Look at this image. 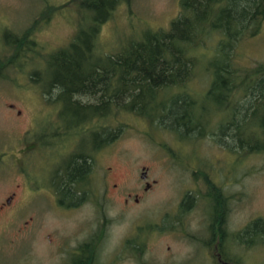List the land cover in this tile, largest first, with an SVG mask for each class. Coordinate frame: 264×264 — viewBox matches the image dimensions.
Returning <instances> with one entry per match:
<instances>
[{"label":"rangeland","instance_id":"374dc122","mask_svg":"<svg viewBox=\"0 0 264 264\" xmlns=\"http://www.w3.org/2000/svg\"><path fill=\"white\" fill-rule=\"evenodd\" d=\"M78 5L80 0H0V40L4 42L7 32L22 36L30 31L42 48L28 61L0 68V264H70L72 252L83 242L95 241L97 233L100 238L102 227L96 264H213L203 245L179 235L148 230L141 238H148L145 251L136 256L124 246L140 227H166L165 215L179 211L185 194L196 187L188 166L196 154L218 185L227 181L225 190L233 195V231L264 218V136L251 154L239 143L244 131L255 127L258 108L264 105V27L255 39L245 37L259 30L255 12L264 10V0H218L214 15L221 37L216 34L201 50L187 47L188 25L182 26L183 34L178 31L184 18L195 13L189 0L120 4L101 26L99 51L117 52L128 40L140 42L149 31L169 36L159 47L165 58L129 69L76 62L66 51L53 57L78 32ZM222 35L229 37L228 48L214 57ZM11 52L0 42L2 56ZM55 76L84 80L90 90L82 94L84 101L108 94L122 103L167 98V109L187 113L205 132L200 135L194 126L183 130L170 118L160 121L165 128L161 132L127 116L124 127L104 134L95 155L92 177L99 190L93 201L68 209L57 206L49 189L51 171L82 131L61 128L53 105L36 88ZM226 116L235 126L230 137L221 136L233 158L218 139ZM200 201L201 209L212 212L215 199ZM202 217L191 205L187 218L192 233L204 232ZM229 249L242 264H264V244H233Z\"/></svg>","mask_w":264,"mask_h":264},{"label":"trees","instance_id":"16d2710c","mask_svg":"<svg viewBox=\"0 0 264 264\" xmlns=\"http://www.w3.org/2000/svg\"><path fill=\"white\" fill-rule=\"evenodd\" d=\"M217 1L218 0H189V3L194 7L195 13L194 15H188L185 17V21H181L183 25H181L182 23L178 25V31L180 30L181 34L184 33L181 31L182 26L188 25V48L193 50L205 49V44H207L213 37H217L216 34L221 37L218 32V26L220 27V25L219 22L216 21L214 15L216 8L215 3ZM124 2L129 3L130 0H80V5H78L77 11L82 17H80L78 21V32L69 45L66 48L59 50L57 52L59 53L58 56H56V53L53 57H59L66 51L76 62L101 64L109 68L112 66H119L122 69L138 68L148 64H154L155 62L162 60V58H165L159 47H163V45L167 44L169 36L167 34L152 33L150 31L146 36L142 35L143 37H140L142 40L136 43L137 45L134 44L133 39L130 38L133 42L128 40L126 42L127 44L121 46L120 50L117 52L106 53L99 51L98 43L101 26L109 20L116 8ZM86 13L88 15H84ZM255 17L258 20L259 30L246 35V39H255L262 32L261 30H263L264 10L256 11ZM9 33L11 32L5 33L7 36L4 35V42L3 39L0 40V42L4 48L7 49L9 47L12 50L10 53L12 57L10 55L11 58H5V56L0 54V68L5 67L7 64L14 65L28 61L34 58L38 52L42 51L39 44L32 40L30 31L22 36ZM228 41V35H222V38L218 41L219 46L215 49L214 57L227 50L229 45ZM5 44H7V46ZM207 66H209V64ZM36 88L42 93L43 99L45 98V101L53 105L52 108H54V115L61 128L65 130H86V137L75 144L72 150L69 153L64 154V157L62 156L59 160L57 163L56 175L54 174L56 166H54L51 171L49 189L52 188V180L56 177L59 184L60 196H69L70 200L79 197L78 195L84 186L82 185L85 178L83 176L89 174L90 178V175L92 174L93 167L91 162L89 166L80 162L82 158L84 160L87 158L85 156L87 155L85 148H88L90 156L93 152L102 149V132L106 134V132H112L120 126L124 127L125 122H123V119H125V117L131 116L132 118H136L139 122L143 121L146 125L159 129L161 132L165 131V128L163 126L161 127L160 121L166 120V118H170L171 123L175 126L182 127L183 130H188L193 128V126L195 128L197 127L192 119L189 120L190 117L187 116V113L167 109L165 106L167 98L145 102L131 101L117 107L111 98L103 97L100 105L84 106L76 100L75 97L76 95L90 92L87 83L82 79L55 76L46 82L38 84ZM262 92H264V89ZM258 111L263 115L264 109L259 107ZM239 131L240 129H237L238 133ZM259 132L264 133V120H262L261 123H258L257 127L244 131L243 135L245 134V136L242 137V140H239L241 145L245 144V147H248V152L250 154L256 148V143L259 139ZM144 133L152 136L150 132L144 131ZM35 146L36 144L33 145V147ZM244 154L247 155L246 153ZM239 157L240 156L238 155L237 158ZM252 225L253 224L249 226V230ZM159 227H162V225ZM151 228L153 232L158 235L172 232L154 231L157 228L156 226L140 227L135 232L134 237L132 235V237L126 240L124 246L125 249L129 248L132 250L133 254H135L134 256L139 253L143 254L147 246L148 238L146 240H142L141 238L147 236L148 232L151 231L146 230ZM183 232L185 233L187 231ZM222 232L226 237L227 231ZM103 233L104 231H101V236ZM101 236L99 238V233H97L95 241L90 240L80 244L70 256V264H96V242H99V239L102 238ZM234 236L235 238L239 237L241 240L244 239L246 243L251 246L254 244L253 239L257 238L262 239L261 242L264 244V231L236 232L234 233Z\"/></svg>","mask_w":264,"mask_h":264},{"label":"flooded vegetation","instance_id":"af4514ba","mask_svg":"<svg viewBox=\"0 0 264 264\" xmlns=\"http://www.w3.org/2000/svg\"><path fill=\"white\" fill-rule=\"evenodd\" d=\"M244 38V37H243ZM82 94L80 95H76V100H78L82 105L84 106H90V105H100V102L102 100L103 97H100L97 101L94 102H90V101H84L81 98ZM106 98H111L113 103L117 106L120 107L122 106V103L118 100H116L114 98V96H111L110 94H108L106 96ZM156 101V100H155ZM167 101H165L166 103ZM127 103V102H126ZM166 106V104H165ZM261 109H264V105L260 106ZM227 113V112H226ZM227 115V114H226ZM54 116L55 122H57L56 120V116ZM226 118V122L224 125L221 126L220 128V135L218 137L219 142L221 143V145H223L224 147H226L227 151L225 153L232 155L233 158V154L230 150H228V143H224L222 142V136H225V139L230 135V131L234 130V123L231 121H228L227 118L228 116L225 117ZM262 120H264V112L263 115L260 114L259 116V120L257 121L255 127H257L258 123H261ZM59 124V123H58ZM253 127V128H255ZM196 132L198 131L199 134L203 135V133L205 132V130L203 131V128L201 125H197V127L195 128ZM81 130V138L78 142H80L82 139H84L86 137V130L85 129H76ZM250 130V129H247ZM74 131V130H73ZM221 134H223L221 136ZM102 137H104V132H102ZM264 133L263 132H259V138L263 137ZM230 137V136H229ZM224 139V140H225ZM102 141L104 142V138H102ZM77 142V143H78ZM200 142V141H199ZM75 143V144H77ZM244 148H248L245 147V144L241 145ZM86 149V154L85 155L87 158L84 160L82 158V160H80V162L85 163L86 165L89 166L90 162L92 164L93 167V160L95 158V155L97 154V152H99L100 150L93 152L92 155H89V151L88 148ZM197 147L194 146V150L197 152ZM35 150L34 147H32V149H30V151ZM72 150V149H71ZM66 153H69V151H67ZM65 153V154H66ZM62 158V157H61ZM61 158H56V167L54 169V174L56 175L57 172V163L59 162V160ZM194 163L190 164L189 163V167H191V169H193L192 174L194 176L195 182L196 183V187L195 189H193V191L191 193H186L183 201L181 202V206L179 208V211L176 212V214H169L167 213L163 219V223L166 227H162L160 228L159 224L156 225H150V226H156L157 228L154 231H172V232H167L164 233L165 234H170V235H179L181 237H185L187 238L189 241L193 240L198 242L199 244L203 245L204 247V251L208 250L210 253V261L213 264H242V259L241 258H236L233 256L232 253H230V249L229 246L236 244L238 246H246V247H250L252 248L253 245L255 246V244L257 243H261L260 238L257 239H253L254 244L251 246L250 244H247L246 241L244 239H239V237L234 236V233H242L243 231H264V218L262 217H258L255 218L253 220H251L243 229H241L240 231H233V227H232V222H231V217H232V212H233V195H229L228 192L225 190L227 188V181L226 183L222 182L220 183V185L217 184V182H215L214 176L211 173V171H206L204 168L207 167L208 165L206 164H202V159L201 157L196 154L195 157L193 158ZM92 172H93V168H92ZM231 173L230 167L226 170V179L230 178L229 174ZM93 175H90L89 178V174H86L84 178V183L82 185L83 189L82 191L79 193V197H75L74 199L69 198V196H60V191H59V184H58V180L55 177V179L52 180L51 186L53 188V193L56 199V204L57 206H61L64 208H70V207H79L84 203H89L90 201H93V193L94 191H98L99 188L96 184V181L93 180ZM147 178V175L143 174L142 175V179L145 181ZM206 186L209 188V191L206 192L208 194L205 193V188ZM93 188V189H91ZM151 188V184L148 182L146 184V191H149ZM97 189V190H96ZM92 191V193H91ZM190 192V191H189ZM92 194V195H91ZM99 194V192H98ZM98 196V200H96L97 205H100L101 199ZM203 197H208V198H212L215 199V205L212 208V212H208L206 208L208 207H203L201 209L200 207V200ZM131 198V195H129V199ZM12 201V197L10 199H8L7 201V205H10ZM136 202L139 201V196L136 197L135 199ZM194 204V208L195 210L198 209V212H200L202 214V216L204 215V218L202 217L203 221L205 222V227H203V231L202 233H192L190 231V224L188 222V218H187V214H188V209H190L191 205ZM6 205V204H5ZM4 206V204L2 205ZM3 208V207H2ZM1 210V209H0ZM105 220V219H104ZM251 229L249 230V226H251ZM151 231V229H149ZM98 231H104L103 227L102 230L101 228ZM148 231V230H146ZM176 231V232H175ZM183 231H187V232H183ZM222 231H227L226 237L223 234ZM207 234L206 236L204 234ZM192 237V238H191ZM250 245V246H249ZM234 262V263H233Z\"/></svg>","mask_w":264,"mask_h":264}]
</instances>
